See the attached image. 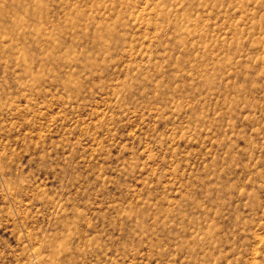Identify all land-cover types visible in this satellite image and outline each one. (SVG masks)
<instances>
[{"label":"rangeland","instance_id":"1","mask_svg":"<svg viewBox=\"0 0 264 264\" xmlns=\"http://www.w3.org/2000/svg\"><path fill=\"white\" fill-rule=\"evenodd\" d=\"M0 264H264V0H0Z\"/></svg>","mask_w":264,"mask_h":264}]
</instances>
